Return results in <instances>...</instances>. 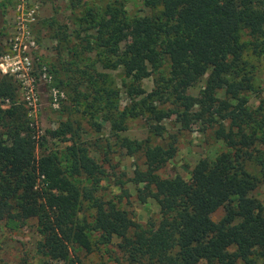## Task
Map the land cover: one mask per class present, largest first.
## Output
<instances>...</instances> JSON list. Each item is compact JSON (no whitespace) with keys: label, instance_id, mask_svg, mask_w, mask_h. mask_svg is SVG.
<instances>
[{"label":"trees","instance_id":"trees-1","mask_svg":"<svg viewBox=\"0 0 264 264\" xmlns=\"http://www.w3.org/2000/svg\"><path fill=\"white\" fill-rule=\"evenodd\" d=\"M144 4L150 13L115 8L112 22L101 20L100 8L88 7L79 17L87 36L81 53L74 47L82 64L71 51L69 70L76 66L77 95L100 119L93 121L96 132L109 123L120 147L130 155L145 152V168L135 169L133 181L142 202H157L158 223L143 226L121 198L97 194L106 170L91 154L94 143L82 139L79 123H61L59 135L71 136L65 147L38 144L19 102L18 81L7 74L0 75V221L12 229L34 221L36 254L43 260L62 257L73 264L81 252L118 238L130 264H264V203L254 194L264 182V103L249 104L254 72L242 41L246 34L254 52H263L264 0ZM99 68L122 69L130 79L131 106H120V90L107 85L110 78ZM148 77L155 82L150 92L141 86ZM205 77L199 96L189 94ZM81 83L86 89H79ZM144 116L162 142L121 135L129 120ZM172 118L179 131L193 123L214 129L225 147L200 159L188 180L159 173L177 150V134L164 144L162 122ZM229 203L215 221L212 214Z\"/></svg>","mask_w":264,"mask_h":264},{"label":"rangeland","instance_id":"rangeland-1","mask_svg":"<svg viewBox=\"0 0 264 264\" xmlns=\"http://www.w3.org/2000/svg\"><path fill=\"white\" fill-rule=\"evenodd\" d=\"M88 7L100 8L101 20L110 22L114 21L112 13L115 8L123 9L131 15L151 12V9L144 4V0H0V61L8 53L16 54L11 48L10 39L18 29L19 20L23 18L24 24L30 28L36 41L35 46L28 51L34 64V68L30 71L34 80L31 86L25 84L16 74L7 75L18 81L19 102L25 106L38 144L44 143V147L48 149L65 147L71 143V136L59 135L61 123L70 121L75 126L79 123L81 130L85 131H81L82 139L94 143L90 149L91 154L106 170V176L97 194L103 199L119 201L121 198L120 205L129 212L133 220L148 226L152 222L158 223L159 206L152 198L142 202L139 198V185L133 181L135 169L145 168V152L139 151L130 155L127 149L120 147L119 138L113 135L109 123L104 124L101 132H96L93 121L100 119L92 116L85 102L81 103V92L79 96L77 95L76 66H73V70H69L71 69L69 62L75 59L71 51H74L76 59L80 61L79 53L85 43L83 39L87 36L80 26L79 17L86 13ZM30 13H35L33 22H29L32 19ZM88 33L94 31L89 30ZM62 35L65 36L63 40L60 39ZM242 41L248 43L245 57L251 63L254 72V89L250 92L249 104L256 108L264 103V45L258 47V51H263L258 55L254 52V47L249 44L246 34L242 37ZM79 64L81 65L82 62L80 61ZM54 66L56 69H53ZM99 69L109 76L107 85L120 90V106H131V94L126 88L130 79L125 76L122 69ZM44 72L52 76V79L45 77ZM0 75L6 74L0 70ZM206 78L198 85L189 88L188 93L199 96ZM61 80L63 84H60ZM78 86L80 90L86 89L83 83ZM141 86L150 92L155 86L153 77L143 79ZM54 89L59 91L57 100L54 99ZM162 124L167 129L164 134V144L169 141L170 134L178 135L175 156L159 171L164 178L188 180L200 159L212 157L225 150L222 141L215 138L214 129L204 130L200 123H193L188 130L183 131H179L180 124L174 118L166 119ZM128 126V130L121 132L122 136L135 140H145L151 136L152 143L162 142L160 137L156 138L151 133L145 116L129 120ZM37 151L40 152V148ZM254 194L264 203V182ZM232 206L233 203L222 206L212 214V218L219 221ZM39 239L40 235L34 221H30L20 229L9 228L5 222L0 221V264H71L62 257L41 259L36 254ZM120 242V239L115 238L111 244L97 246L92 253L81 252V261L76 260L73 264H130L126 253L120 248Z\"/></svg>","mask_w":264,"mask_h":264},{"label":"built area","instance_id":"built-area-1","mask_svg":"<svg viewBox=\"0 0 264 264\" xmlns=\"http://www.w3.org/2000/svg\"><path fill=\"white\" fill-rule=\"evenodd\" d=\"M34 15L35 13H30L32 19H30L29 22H33L35 20ZM24 22L25 20L23 18L19 20L18 29L15 32V35L10 39L11 48L14 52H16V54L10 55L8 53L4 56V58L0 61V70H2L5 74H16L25 82V84L32 86L31 83L34 78L30 75V71L34 68V64L28 55V51L35 46L36 41L33 38L32 31L24 24ZM10 61L13 62L11 63ZM44 73L45 77L49 80L52 79V76L46 74L47 72ZM31 90L33 91V87H31ZM58 92L59 91L55 89L53 91L55 100H57Z\"/></svg>","mask_w":264,"mask_h":264}]
</instances>
